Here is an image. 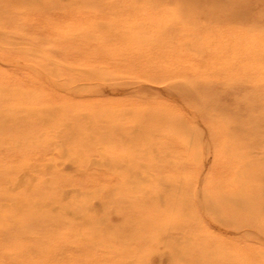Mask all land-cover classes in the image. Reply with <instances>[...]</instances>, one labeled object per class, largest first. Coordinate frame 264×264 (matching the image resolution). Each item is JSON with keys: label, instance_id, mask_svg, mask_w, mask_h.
<instances>
[{"label": "rangeland", "instance_id": "1", "mask_svg": "<svg viewBox=\"0 0 264 264\" xmlns=\"http://www.w3.org/2000/svg\"><path fill=\"white\" fill-rule=\"evenodd\" d=\"M128 2L0 0V33L4 34L0 35V44L19 51L21 48L27 52L49 51L46 52L50 58L47 73L46 66L38 72L58 93L65 92L69 96L67 100L57 98L44 103L36 110L31 108L32 104H24V111L19 114L37 110L38 114L32 120L22 115L19 122L34 127L27 142L32 148L41 147L44 155L22 160L24 164L19 170L12 164L6 167V176L16 177L17 182L30 188L38 183L37 177H41L38 180L48 189L49 199L35 197L27 201V195L15 199L19 191L11 190L14 185L7 181L3 183L4 190L16 197L5 195L0 199V213H13L14 218L23 217L21 221H25L8 222L9 228L0 231V236L12 243L11 231L23 233V241L40 244L50 241L44 230L36 233L37 236L31 234L38 223L26 218L30 207L37 216L60 219L45 227V230L64 233L56 255L65 257H51L53 253L44 257H51L46 260L52 263L60 264L73 257L78 264H91L90 258L79 260L80 252L70 247L75 235L71 232L75 230L82 241L95 242L100 250L112 243L129 244L127 235L132 226L121 224L116 211L117 203L126 201L119 197L123 189L113 181L96 182L102 179H94L91 173L103 171L109 175L123 170L130 182L144 186L145 196L150 201L167 207L168 199H174L180 190L186 191L189 182L183 181L175 187L164 180L169 178L159 177L160 172L164 174L165 167L174 166L175 154L181 145L188 151L201 147L204 159L207 158L204 168L208 171L216 139L213 122L220 124L218 131L230 136L238 147L249 146L250 151L242 157L246 161L245 157L250 156L246 169L257 173L255 182L261 194L256 202L249 201L250 198L242 202L250 204L247 207H253L254 213L264 219V73L261 72L260 80L257 69L248 74L242 65L246 59L243 44L249 38L264 39V0ZM12 8L52 14L56 16L54 25L49 26L44 18L18 20ZM43 46L49 47L45 51L41 49ZM253 60L263 65L264 51L254 55ZM181 85L182 88L176 87ZM6 123L10 122L0 119V130L8 128ZM207 145L211 149L207 150ZM25 147L16 141L13 151L23 152ZM8 156L15 158L14 154L8 153ZM129 163L148 167L153 176L135 174L126 169ZM62 176L70 181L60 184ZM83 177L90 181L82 183ZM52 186L56 189H50ZM154 187H158L159 192H152ZM179 202L181 218L197 224L201 218L190 214L192 199L182 195ZM110 208L114 209L113 213ZM214 212L211 211L217 221L215 226L226 230L227 225L219 218L218 211ZM149 223L148 228L154 226ZM240 226L237 232L232 231L231 226L227 229L235 235L230 238L235 245L232 251L240 255L241 264H264V229ZM218 240L213 236L205 251L197 254L196 245L202 238L191 225L161 228L143 264H233L235 257L231 260L232 255ZM16 249L8 248V252L11 251L8 258L15 255L18 258ZM29 250L33 257L43 255L41 247L30 246ZM243 253L249 254L246 262ZM124 263L131 264L129 260ZM22 264L28 263L22 261Z\"/></svg>", "mask_w": 264, "mask_h": 264}, {"label": "bare ground", "instance_id": "2", "mask_svg": "<svg viewBox=\"0 0 264 264\" xmlns=\"http://www.w3.org/2000/svg\"><path fill=\"white\" fill-rule=\"evenodd\" d=\"M76 1H80V0H76ZM123 1L128 2L131 0H123ZM12 10H13L12 12H14L18 16V18L17 17L16 18L23 22L44 18L47 24H49V26L53 27L54 25L53 22L56 16L54 17L52 14L45 13L43 15V14H40L41 12L40 10H32V9L12 8ZM64 20L65 19H61L60 21L63 22ZM7 21H8V24L11 25L10 19L8 17H7ZM47 32H49V29H47ZM1 33L3 32L1 31ZM1 33L0 35H2ZM10 34H9V37H10ZM7 38H8V35H7ZM7 38L5 37V39ZM5 39H3L2 37V40H5ZM10 39L14 40V38H11V37ZM43 47L41 49H44L46 51V48L49 46L44 47V48ZM243 49L246 54L245 62L242 64L243 67H245L249 71L247 72L248 74H250V72L257 69L260 73L259 79L262 80L263 78L262 73H264V64L259 65L253 60V57L254 55L259 54V52L264 51V39L263 38H259V39L249 38L243 44ZM21 50L22 51H19L17 49L15 50L11 47L0 44V119L3 121L6 120L10 122V123H6L8 124L7 129L0 130V199L2 198V196H5V195H8L9 197L15 195L13 193L11 194V191H9L8 193L6 192V190H4L3 183H5L6 181L9 184L13 183L14 186L12 187L13 189L11 190L19 191V193L16 194L18 197H16V195L13 197V198L16 197L15 199H18V198L21 199L22 196L20 195H27L29 197L27 201H30L31 199L35 197L41 198V199H46V198L49 199L48 189L45 188L46 186L44 187L41 184V182H39L40 180H38V178H41V177H37L38 183H36L34 187L30 188L28 183H27L28 186H26L24 183L20 184V181L17 182V179L14 176H11V175L6 176V174L8 173V171H6L7 169L6 167L12 164L14 165V168L16 170H19L20 168H22L24 164L22 160L25 159L26 161L32 157H35V155H38L40 157H43L42 155H44L42 153L41 147L32 148V145L28 144L27 142L28 138L32 136V133H33L32 129L34 127L24 126L25 124H22L21 122H19L20 116L22 115L24 116L27 115L25 116V118H27L28 120H32L38 114V110L32 111V112H25V114H19V112L24 111L23 110L25 108L24 104H32L31 108L33 110H36L35 109L36 107L38 108L40 105L44 103H50L54 101V99H57V98H59V100L60 99L67 100L69 96L65 92L58 93L55 90L56 87L54 88V85L51 82H48L47 79L42 78V74L38 72V71H43L44 66L47 65V61L50 59L48 58V54H47V53H50L49 51L48 52L46 51L47 53L46 52L42 53L38 51L27 52L26 51L27 49L24 50L22 48ZM251 56H252V59H251ZM59 61L61 60H58L57 62ZM72 64H74V62H72ZM52 67L51 69L55 68V66L53 68ZM47 68L48 67L46 66V69H44L45 72L48 70ZM80 69L82 68L80 67ZM52 75H53V70H52ZM90 77H92L93 79V76H90ZM176 87L182 88L183 86L181 85V86H176ZM90 88H94V86H90ZM58 90L61 91L59 88ZM76 93L80 94L81 92H76ZM196 108L197 106H195V110ZM24 116L22 117V119H24ZM211 125L213 128H215V130L213 129V134L215 133L216 139H215V147H214L213 155L211 157V161L209 159L211 164L209 168L206 167L208 171L205 170L204 168V162L207 158L204 159L205 157H203V149L201 147L198 146L188 151L185 147H183V145H181V147H179V150L175 154L176 159H175L174 166H169L168 168L165 167L166 173L164 174H161L160 172L159 177H162L163 179L169 178V179H164V180H169L171 183H173V186L175 187H179L183 181L189 182V185L186 188V191L180 190V193L177 196H175L174 199L172 200L168 199L169 204L167 207H160L155 202L150 201L148 197L145 196L144 186L138 183L134 184L130 182L128 174L125 173L123 170H119L116 173L111 172L109 173V175L104 173L103 171H95L91 173L92 175H94L93 176L94 179H102V180H97L96 182H99V181L105 182L108 180L113 181V183H116L117 185L120 186L121 189H123V193H121V196L119 197L124 198L126 201L122 202V204L117 203L116 211L117 213H119L118 215H119L121 224L126 223L132 226L130 230L131 232L127 235V238H129L127 240V243H129L130 245L112 243V244L106 245L105 248H102L100 250L99 248L96 247L95 242L93 243V242L82 241V238L80 237L79 233L77 232V230H75V232H71L72 234H75V235L73 236L72 241H71L73 245H71L70 247L73 251L80 252L82 257L79 258V260L87 257L88 260L90 258L91 264H122V263L125 264L124 262H126V260H129L131 264H143L144 262H146V260H148V253L152 251L151 249H152L154 239H156L158 231L161 228L170 227L174 225H181V226L191 225L192 230H195L202 238V241L200 243H197L196 245L197 251H198L197 254H199V252L205 251V249L207 248L209 244L208 242H210L209 240H213V236H216L221 241V244L223 246H226L225 248L228 250V253L232 255L231 260L232 259L234 260V257H235V260L234 262L232 261V263L241 264V261L238 260L240 255L239 254L237 255L236 253L232 251L235 245L231 244L232 242L230 238H232L235 235L230 234L229 232L231 230L237 232L236 230H238L241 227L240 225H243V224L244 226L250 225L251 227L258 229L259 231L264 229V219L261 217H258V215L254 213L252 209L253 207H251V209L247 207V205H250V204L244 205V203L242 202L246 198H250L249 201L251 202L252 200L256 202L260 198V194H261L260 189L257 188L258 185L255 182L257 173H254L251 171L249 172L250 169L248 170L246 169L247 162L250 160L249 158L250 156L245 157L246 161H244V157H242V155L247 154L250 151V148H248L249 146L246 145L245 148L238 147L234 143L232 138H230V136L228 137V136L222 135L218 131L220 124L213 122L211 123ZM16 141H20L21 145L26 146L25 147L26 149H24L23 152H21L20 150L13 151L14 143ZM206 141L207 140L204 139L205 143ZM6 143H8V145H6ZM207 146H208L207 150L208 148L211 149L209 145ZM108 150L110 149L108 148ZM8 153L14 154L15 158H10L8 156ZM87 168H90V167H87ZM126 169H131L132 172H134L135 174H140L143 176H145L146 174H151L148 171V167L146 166L140 167L134 163H131V164L129 163ZM153 169H156V168L153 167ZM152 174L151 176H153ZM145 177L147 178V176ZM140 178H144V177H140ZM146 178H144V180L148 181V179L146 180ZM69 179L70 178H67L66 176H62L60 180L61 181L60 184L69 182L70 181ZM80 181L82 183H86V181H90V180L87 177H83L80 179ZM96 185L97 184H95V186ZM53 188L56 189V187L54 186L50 187V189H53ZM4 191H5V194H4ZM152 192L154 193L159 192L158 187L157 188L154 187ZM182 195L192 199L193 202L192 204L190 203L189 210H190L191 216L193 217L199 216L201 218V219H198L197 224L192 223V222L190 224L189 220L181 218L180 215H181L182 205L179 202V199L181 198ZM111 210L112 211L111 212L109 211V212L113 213L114 209H111ZM213 210L216 211V213ZM27 211L28 212H27L26 218L32 221H36L35 224L38 223L37 228L35 227L36 231H33V232L31 231L32 232L31 234L32 235L34 234L35 236H37L36 233H42V231L44 230L43 232L46 231L45 232L46 236L48 240L50 241H45L42 244L36 243V242H30V241H23V237H24L23 233L19 235L12 231L10 232L12 234L11 240L14 241V243H12L9 240H5L2 236H0V247L3 248V250H0V256H2V264H22V261L28 264H58V263H52L51 261H48L46 259H50L51 257H54V258L65 257L64 255L62 256L56 255L60 249L59 241L64 236V233H62L63 231L53 232L51 229L45 230V227L47 226V224L55 223L54 221L56 222L60 221V219L55 216H48V215H43V216L38 215L37 216L34 210L32 209V207H30ZM211 211L214 212L215 214H217V211H218L219 218L221 217L220 219L224 221L223 223L225 225H227V228L225 226L226 230L215 226L216 225L215 223H217V221H215V218L214 216H212ZM252 214H254L255 216ZM14 217L15 215L13 213H10V214L7 212L0 213V231L1 232L2 230H7L9 228L8 222H12V224H16L20 222L21 219L23 218V217L22 218L21 217L14 218ZM216 220H218V216L216 217ZM21 222H25V221L22 220ZM149 222L153 223L154 226L148 228ZM228 226H231L232 229ZM220 227H223V226H220ZM228 228L231 229L229 232L227 231ZM170 232H173V231H170ZM68 234H65V237H67ZM26 239L29 240L28 238ZM219 240H218V243H220ZM157 242H156V245H157ZM93 245L95 248L93 247ZM30 246L31 247L33 246L35 248L41 247L43 251V255L38 256V257H33L30 254L31 253V251L29 250ZM16 247L17 249L15 250V252L17 253L18 258L16 255L12 259L8 258V255L10 254L9 252H11V251L8 252V248H16ZM91 248L94 251H92ZM51 253H53L51 257L44 258L45 256H49ZM165 253H167V251ZM243 254H245L244 255L245 257L243 260L246 262L249 259V254L247 253H243ZM71 256H74L78 259V257L75 255H71ZM189 257H187V259ZM72 259L73 257H71L69 260L63 261L60 264H78Z\"/></svg>", "mask_w": 264, "mask_h": 264}]
</instances>
